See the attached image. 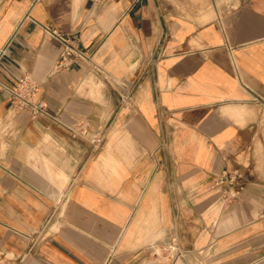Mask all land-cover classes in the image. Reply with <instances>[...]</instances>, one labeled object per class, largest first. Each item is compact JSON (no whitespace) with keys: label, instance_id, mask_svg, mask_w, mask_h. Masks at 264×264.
I'll return each mask as SVG.
<instances>
[{"label":"crops","instance_id":"crops-1","mask_svg":"<svg viewBox=\"0 0 264 264\" xmlns=\"http://www.w3.org/2000/svg\"><path fill=\"white\" fill-rule=\"evenodd\" d=\"M263 215L264 0H0V264H264Z\"/></svg>","mask_w":264,"mask_h":264},{"label":"built area","instance_id":"built-area-1","mask_svg":"<svg viewBox=\"0 0 264 264\" xmlns=\"http://www.w3.org/2000/svg\"><path fill=\"white\" fill-rule=\"evenodd\" d=\"M43 31L60 49V55L55 64L54 72H60L72 65L90 64L92 62V54L81 49L74 37L62 35L49 27H44ZM8 91L10 95V105L13 111L30 110L32 118H35L38 114L44 113L42 105L34 101L38 86L28 77H21L16 87ZM101 141V138H96L94 143L100 144ZM237 178L238 176L229 178L228 182L233 184ZM221 182H223V180H221ZM262 220H264V215L262 216Z\"/></svg>","mask_w":264,"mask_h":264}]
</instances>
